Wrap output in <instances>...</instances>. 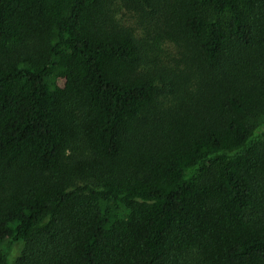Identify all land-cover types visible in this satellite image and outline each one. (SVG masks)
Listing matches in <instances>:
<instances>
[{
    "label": "trees",
    "instance_id": "16d2710c",
    "mask_svg": "<svg viewBox=\"0 0 264 264\" xmlns=\"http://www.w3.org/2000/svg\"><path fill=\"white\" fill-rule=\"evenodd\" d=\"M17 243L264 264V0H0V264Z\"/></svg>",
    "mask_w": 264,
    "mask_h": 264
},
{
    "label": "rangeland",
    "instance_id": "374dc122",
    "mask_svg": "<svg viewBox=\"0 0 264 264\" xmlns=\"http://www.w3.org/2000/svg\"><path fill=\"white\" fill-rule=\"evenodd\" d=\"M132 13L130 14V16L133 18V20L136 18L137 15H139L138 13H133V11H131ZM134 15H136L135 17H133ZM142 18H145L144 16L142 17L141 14L138 16V20L139 22L136 20V23H137V28L139 29V32L140 34L142 33L143 29H142V24L141 23H144L145 21H141ZM146 19V18H145ZM135 23V25H136ZM143 36V35H142ZM143 38H145V33H144V36ZM155 51H157L158 53L155 54L158 58L157 60H160V61H163V63H169V64H172L173 61L171 60V55L170 53L173 52V50H167V53L166 54H163L162 52H160L159 50L155 49ZM151 54V53H150ZM154 54V53H152ZM10 248V247H9ZM4 248V255H5V258L6 260L9 262V264H13L16 257L20 254V252L22 251L23 249V243H17V244H14L11 246V248Z\"/></svg>",
    "mask_w": 264,
    "mask_h": 264
}]
</instances>
